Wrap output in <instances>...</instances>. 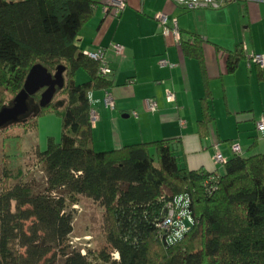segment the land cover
Returning <instances> with one entry per match:
<instances>
[{"label":"trees","instance_id":"obj_1","mask_svg":"<svg viewBox=\"0 0 264 264\" xmlns=\"http://www.w3.org/2000/svg\"><path fill=\"white\" fill-rule=\"evenodd\" d=\"M96 7L92 0H0V111L34 66L52 74L65 69L62 107L52 102L37 115L62 120L60 141L49 139L37 152L43 179L25 180L23 170L7 167L0 177V264H264V153L235 155L222 173H208L180 165L165 140L93 148L90 95L114 85L77 43ZM203 43L194 37L180 46L203 64ZM245 58L241 50L229 55V72ZM79 70L87 83H76ZM259 81L264 86L262 71ZM212 99L207 93L202 100V138L215 120ZM180 197L188 200L192 225L169 243L159 225ZM80 199L104 210L107 246L93 258L70 241Z\"/></svg>","mask_w":264,"mask_h":264},{"label":"crops","instance_id":"obj_2","mask_svg":"<svg viewBox=\"0 0 264 264\" xmlns=\"http://www.w3.org/2000/svg\"><path fill=\"white\" fill-rule=\"evenodd\" d=\"M92 1L97 7L77 43L83 52L106 51L114 84L91 94L92 110L99 117L93 126L95 150L165 140L175 148L180 165L208 173L223 172L214 162L215 146L228 160L235 156L233 144L241 147L243 157L262 151L264 132L257 125L264 120V86L259 81L264 69L246 58L252 53L264 56V0L194 11L173 0H125L119 17L113 15V0ZM158 14L177 20L179 41L163 35ZM194 37L204 42L203 64L182 52L181 39ZM114 44L123 46V56L114 51ZM238 50L246 58L230 73L228 56ZM162 59L170 66L160 67ZM75 81L84 84L89 77L79 70ZM167 90L175 94L174 103L167 101ZM107 91L115 100L114 109L105 106ZM207 93L213 98L215 120L202 138L198 123ZM149 99L157 102L156 112L146 110Z\"/></svg>","mask_w":264,"mask_h":264},{"label":"rangeland","instance_id":"obj_3","mask_svg":"<svg viewBox=\"0 0 264 264\" xmlns=\"http://www.w3.org/2000/svg\"><path fill=\"white\" fill-rule=\"evenodd\" d=\"M15 97L9 95L8 107H12ZM64 99L57 95L53 103L62 107ZM28 106L29 112L19 121L0 128V177L7 167L13 171L23 170L25 180H42L44 173L38 164L37 152L46 150L49 139L56 142L61 139L62 120L54 114L37 118L39 102L33 97L28 100ZM103 149L96 147V151H105ZM258 152L264 153V148ZM73 209L74 232L70 237L71 245L82 254L91 252L93 258L107 246L103 227L104 210L87 199H80V203Z\"/></svg>","mask_w":264,"mask_h":264},{"label":"built area","instance_id":"obj_4","mask_svg":"<svg viewBox=\"0 0 264 264\" xmlns=\"http://www.w3.org/2000/svg\"><path fill=\"white\" fill-rule=\"evenodd\" d=\"M179 7L183 8L187 11H194L198 9H220L230 3H248L250 1H261V0H173ZM126 6L125 0H113L112 1V9L113 15L119 17L122 13L123 9ZM108 10V9H107ZM156 20L162 27V33L165 36L174 35L178 41L181 38V34L178 27L177 20H169L168 16L165 14H158L156 16ZM114 51L120 55H124V48L121 45L114 44ZM84 54L94 60L100 62V74L104 77H109L112 74V70L108 65V61L106 59V51L99 50L95 53L85 51ZM247 61L249 63H254L258 65L261 69H264V56L260 54L252 53L251 55H247ZM160 67H169L170 64L167 60L162 59L159 62ZM167 101L169 103H174L176 101V96L171 90H167L166 92ZM90 100H92V96L90 95ZM104 103L107 108L114 109L115 108V100L110 92H106ZM146 110L149 112H156L158 110L157 102L153 99H149L145 101ZM137 116L136 113H134ZM97 113L92 110L91 112V122L92 125L95 126L98 122ZM257 128L260 132H264V120L260 121L257 125ZM216 153L214 155V162L218 166H223L228 159L220 152L219 146H215ZM232 152L234 155H241L242 150L238 144L232 145ZM188 200L187 198L180 197L173 204L168 205V212L164 220L159 225L160 231L168 233L167 240L169 243L174 242L176 239L182 236V234L188 231L192 225V220L190 213L188 211ZM117 259L119 258L118 254L115 256Z\"/></svg>","mask_w":264,"mask_h":264},{"label":"water","instance_id":"obj_5","mask_svg":"<svg viewBox=\"0 0 264 264\" xmlns=\"http://www.w3.org/2000/svg\"><path fill=\"white\" fill-rule=\"evenodd\" d=\"M64 70L59 67L57 72L52 74L42 65L34 66L26 78L23 90L14 98L12 107L0 111V128L25 116L29 112L28 100L39 93V110L48 107L58 91L65 86Z\"/></svg>","mask_w":264,"mask_h":264}]
</instances>
